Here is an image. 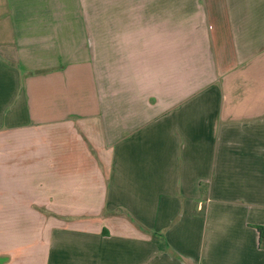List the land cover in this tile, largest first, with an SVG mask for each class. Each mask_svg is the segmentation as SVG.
<instances>
[{"label": "crops", "instance_id": "obj_1", "mask_svg": "<svg viewBox=\"0 0 264 264\" xmlns=\"http://www.w3.org/2000/svg\"><path fill=\"white\" fill-rule=\"evenodd\" d=\"M264 0H0V264H264Z\"/></svg>", "mask_w": 264, "mask_h": 264}, {"label": "trees", "instance_id": "obj_2", "mask_svg": "<svg viewBox=\"0 0 264 264\" xmlns=\"http://www.w3.org/2000/svg\"><path fill=\"white\" fill-rule=\"evenodd\" d=\"M259 232V242L260 246L264 248V226L260 225L256 227Z\"/></svg>", "mask_w": 264, "mask_h": 264}]
</instances>
